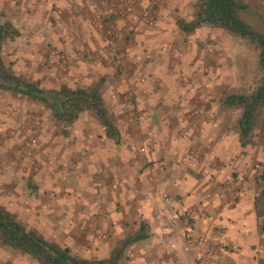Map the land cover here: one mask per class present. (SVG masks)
I'll use <instances>...</instances> for the list:
<instances>
[{
	"label": "crops",
	"instance_id": "obj_1",
	"mask_svg": "<svg viewBox=\"0 0 264 264\" xmlns=\"http://www.w3.org/2000/svg\"><path fill=\"white\" fill-rule=\"evenodd\" d=\"M190 1L149 9V0H95L108 16L102 29L86 0H0V20L17 30L1 46L16 74L31 75L45 90L57 89L50 86L55 81L71 88L98 84L117 130L115 143L88 112L63 127L37 103L35 185L62 190L60 168L68 182L78 181L75 201L82 208L76 202L65 209L66 219H96L86 243L95 258L107 257L139 224L146 237L130 244L118 264L122 258L125 264H256L264 257L252 200L256 165L216 122L206 98L214 80L208 73L197 81L201 59L194 48L185 53L186 65L182 58L176 19L191 17ZM106 27L124 72H100L96 64ZM57 60L65 72H50ZM46 115L57 131L46 126ZM86 174L96 176L84 186ZM201 236L207 251L195 244Z\"/></svg>",
	"mask_w": 264,
	"mask_h": 264
},
{
	"label": "rangeland",
	"instance_id": "obj_2",
	"mask_svg": "<svg viewBox=\"0 0 264 264\" xmlns=\"http://www.w3.org/2000/svg\"><path fill=\"white\" fill-rule=\"evenodd\" d=\"M149 1L147 8L152 9L165 7L169 0ZM195 1L193 0L192 3L190 1V8L193 9ZM238 1L245 5V8L240 12V17L255 30L264 33V0ZM177 19L188 20L185 18ZM106 20L104 19L99 23L102 29L104 26L101 23H106ZM179 36L181 38L179 47L182 48V51L184 50V55L182 56L184 64L186 65V61L188 60L185 57V53L192 54L191 48H194V51L201 59L195 65L196 69L194 70V73H199L197 81L199 79L202 81L200 77L208 73L210 75L209 78L214 80L213 83L210 81L213 87L210 86L209 95L206 98L214 103L216 122L220 124L219 127L222 131L225 130L234 135L238 110L220 107L219 99L225 92L249 91L254 87L259 77L256 66L257 50L243 39L233 36L221 28L211 26H199L188 33L180 30V35L177 34L176 37ZM101 44L104 50L102 49L103 52H100L102 53L100 54L101 57L97 58L96 61V64L101 67L100 72H124L122 70L121 55L118 52L116 44L121 63L119 68H115L111 64L103 41H101ZM103 53L105 56H103ZM86 57H90L89 51L86 53ZM0 58L16 74V68L1 53V50ZM91 64H93L92 67L96 66L95 62H91ZM50 66L52 67L50 72H65L66 70V64H63L60 60L52 61ZM184 72L189 71L185 69ZM23 77L37 82L39 85V82L33 80L31 75ZM203 82L205 83L204 79ZM204 83H202V86L207 84ZM58 85L59 82L55 81L50 86L59 88L65 85L67 87L66 82L63 85ZM0 92L2 93H0V207L12 214L26 228L37 231L46 240L69 247L71 253L78 257L94 259L97 257L96 253L86 243L95 234L93 227L96 228V219L93 220L94 222L89 221L87 223H84V221L67 220L68 217L65 209L70 208L77 202L75 200L80 198V193L76 192L77 187H79L78 181H72L73 179L70 178L71 182H68L69 179L65 178L62 174L63 169L60 168L59 172V168H57L59 172H56L58 179L63 184H67V186H63L62 190H56V194H54V190L48 186L38 188L35 185L33 178L38 176V172L36 173V161L32 155H35L38 150L36 126L41 122L39 123L37 120L36 112L41 110L37 107V103H42L27 100L22 96L6 91ZM3 94H7L9 98L7 96L4 98L5 95ZM105 98H107L106 95ZM6 101H8V105ZM12 103H15V105L12 106ZM44 110L50 112L45 107ZM110 112H112L111 109ZM84 115L87 116L86 114ZM109 116L112 118L111 115ZM47 118L49 119L47 115L44 116V121L47 122L46 126L57 131L59 126L56 125L57 127H54L50 123L51 121L49 122L50 125H48ZM245 148L247 150L246 154L250 156L254 165H259L261 154L257 146L249 145ZM46 163L45 161L44 164ZM89 174H86L84 183L83 180L81 181L84 186L90 185V181L96 176L95 174H92V176ZM19 177L21 178L20 181H18ZM78 205L79 203L77 202L76 207H80L81 209L82 206ZM94 214L91 213V217ZM0 264L36 263L29 257L11 250L8 246L0 243ZM120 264H125L123 258L120 260Z\"/></svg>",
	"mask_w": 264,
	"mask_h": 264
},
{
	"label": "trees",
	"instance_id": "obj_3",
	"mask_svg": "<svg viewBox=\"0 0 264 264\" xmlns=\"http://www.w3.org/2000/svg\"><path fill=\"white\" fill-rule=\"evenodd\" d=\"M245 8L238 0H196L188 20L177 19L176 25L183 32L199 26L221 28L233 36L243 39L257 50L258 81L249 91L225 92L219 99L222 108L238 110L235 121L236 142L241 148L255 145L261 159L255 166L252 196L253 208L258 219L257 228L264 239V33L255 30L241 17ZM17 30L7 20H0V50L4 40L12 39ZM0 91L41 102L52 118L68 126L81 113H90L103 126L106 137L117 143V130L100 95L98 84L89 88L60 86L45 90L37 82L15 74L0 58ZM146 237L145 225L126 235L115 245L105 258L88 259L71 253L69 247L48 241L37 231L26 228L15 217L0 207V243L32 259L36 264H118L124 250L135 241ZM256 264H264V257Z\"/></svg>",
	"mask_w": 264,
	"mask_h": 264
},
{
	"label": "built area",
	"instance_id": "obj_4",
	"mask_svg": "<svg viewBox=\"0 0 264 264\" xmlns=\"http://www.w3.org/2000/svg\"><path fill=\"white\" fill-rule=\"evenodd\" d=\"M86 3L88 5V9L90 13L92 14V16H94L95 19L102 21L108 17L106 12L103 11L101 12L100 10L97 9L95 0H86ZM103 38H104L105 46L107 48V56L110 59L111 64L115 68H119L121 65L120 56L118 55L115 46V37L113 31L110 28L106 27V29H104L103 31ZM195 244L198 247H203L205 249L207 246L206 238L202 236L195 238ZM207 250L208 249L206 248V251Z\"/></svg>",
	"mask_w": 264,
	"mask_h": 264
}]
</instances>
